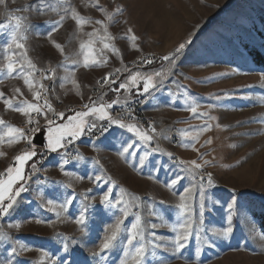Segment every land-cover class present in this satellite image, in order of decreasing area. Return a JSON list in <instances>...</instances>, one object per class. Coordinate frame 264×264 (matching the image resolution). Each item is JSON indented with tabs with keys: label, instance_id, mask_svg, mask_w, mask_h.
<instances>
[{
	"label": "rangeland",
	"instance_id": "obj_1",
	"mask_svg": "<svg viewBox=\"0 0 264 264\" xmlns=\"http://www.w3.org/2000/svg\"><path fill=\"white\" fill-rule=\"evenodd\" d=\"M35 3L36 0H7L6 6L0 5V22L5 21L8 15L29 17L32 30L27 33L28 58L39 69H56L53 79H42L37 73L36 89L39 90L40 85L48 89V99L56 111L65 113V120L73 114L70 110L84 111L83 106L90 103L89 98L97 104L111 103L118 98L124 105H113L108 110L109 115L120 117L125 123H136L153 139L145 145L126 130L112 126L103 137L85 141L81 144V154L85 159L64 166L68 172L83 176L82 180L63 174L57 165L59 157L56 153L43 159L35 157L40 159L38 167L42 170L29 181L30 191L21 194V204L15 214L0 218V233L14 238L0 241V264L9 257L12 246L19 249V244L32 251L22 252L18 257L12 256L16 264L38 262L42 251H48L54 259L67 255L64 264H68V261L97 264L98 258H93L91 252L98 250L104 226L114 221V216L99 204V196L106 188H112L115 197L123 195L129 202L132 215L126 219V225L130 226L134 215L140 213L147 232H155L157 236L165 238L160 241L162 247L155 250V256L149 246L148 264H264V231L261 225L264 214V70L253 63L245 49V45L260 49L264 44L258 35V31L262 30L261 19H264V0H46V6L51 5L58 11L70 5L85 19L103 20L109 25V34L115 39L107 42L114 45L119 53L114 54L110 50L101 52L103 44L98 38H93V55L97 61L106 62L90 67L84 66L80 44L89 39L87 33L100 28V25L77 26L69 17L49 39V25L59 19L56 11L50 8L46 15L36 11H16ZM97 4L108 13H114L117 6H121L123 12L114 15L113 21L109 22L105 20V14L98 10ZM129 28L132 33H128ZM131 35L137 37L136 49L132 48ZM188 40L192 43L186 46L176 67L160 59L171 55ZM53 41L61 45L63 52L55 48ZM5 42L6 38L0 36V45ZM2 57L3 48L0 47V63H3ZM142 58L156 59L158 63L151 66L143 63ZM116 69L121 71L116 73ZM155 71L172 74L166 75L163 84H158L157 88H150L149 93L139 95L138 91L143 90V77ZM137 72L141 74L140 78L129 89H119L117 92L103 83L106 76L111 80L113 75L109 74H114L118 79L111 84V89H118L121 82L131 84V76ZM65 77L67 79H63ZM159 80V76L153 75L154 82ZM0 81V92L4 93V97L0 98V118L16 127H28L26 118L8 109L3 100L15 96L14 104L22 99L32 101L31 91L23 79H5L4 74L0 73ZM16 88L21 90L23 96L14 92ZM193 100L200 105L196 114L185 110V104ZM129 110L135 120H129ZM202 112L216 119L208 120L211 129L198 137L194 144L197 151L185 149L181 144L191 143L193 130L201 127L207 119L199 117ZM39 120V132L44 131L46 139V121L43 117H39ZM55 123L62 121L55 119ZM150 128H154L155 132ZM186 132L188 135H185ZM124 141L134 145L130 149V153L134 154H126L127 159L117 152ZM93 145L101 150L95 151ZM25 147L27 145L22 141L8 144L5 138V142L0 144V152L4 154L0 156V174L5 173L14 156ZM36 148L38 153L43 150ZM154 148L158 150L153 152ZM167 152H171L175 159L163 154ZM95 159L99 160V165L94 163ZM178 160H196L203 166V172L213 176L215 187L206 191L212 194L211 201L215 202L205 200L206 231L202 235L214 239L215 243L209 248L196 240L194 233L187 248L181 254L173 255L172 245L166 241H170L174 233L163 221L166 220L168 224L179 222V210L175 207L178 195L191 185L189 179L182 180L175 187L177 195L166 187L177 175H184ZM204 161H210V164L204 165ZM28 163L31 164V161ZM25 171L30 169L26 166ZM98 174L105 177L100 182V188L88 179V176ZM108 176L115 186L106 182ZM37 177L41 180L39 185L35 183ZM206 179L205 176V183ZM56 182H71L72 187L65 190ZM89 188L92 192L87 194L95 197V200L92 202L94 207H90L86 213L90 233L85 237L72 218L79 214L82 206L79 194L86 193ZM121 188L126 189V194L121 193ZM73 190L77 198L70 206L69 219L51 226L35 223L36 215L47 220L55 219L54 213L39 207L42 201L38 199V192H44L46 198L63 200ZM134 197L140 198V207L134 206L137 203ZM232 201L236 203L230 213L228 205ZM191 203L193 215L198 216V194H194ZM113 211L116 215L120 214ZM150 212L158 213L162 219L149 215ZM229 214L233 227L231 238L212 237L211 230L226 226ZM15 223H20L21 227H9ZM151 223L161 226L151 229L147 227ZM57 233L83 243L71 245L69 240L70 255L65 254L63 238L57 237ZM121 256L122 251L117 248L109 254L107 264H119Z\"/></svg>",
	"mask_w": 264,
	"mask_h": 264
},
{
	"label": "snow or ice",
	"instance_id": "obj_2",
	"mask_svg": "<svg viewBox=\"0 0 264 264\" xmlns=\"http://www.w3.org/2000/svg\"><path fill=\"white\" fill-rule=\"evenodd\" d=\"M0 5L6 6L7 0H0ZM96 6L99 11L105 14V20L109 22L113 21L114 15L122 14L123 12V8L121 6H117L114 13H108L106 9L100 7L98 4ZM50 8L51 5L46 6V0H36V3L30 5L28 8H18L16 11H36L40 15H46ZM51 10L57 12L59 19L49 25V29L47 31V37L49 39H51L53 32L57 31L59 27H62L63 22L69 17L76 23L77 26H82L84 24L100 25V28H94L92 32L87 33L89 39L80 44V49L83 51V63L85 67L98 66L99 64L106 62L104 60L97 61L93 55V38H98L99 42L103 44V48L100 50L101 52L104 50H110L114 54L119 53V50L114 45L107 42L114 40L115 38L109 34V25L103 20L92 21L90 19H85L74 7H71L70 5L67 7H61L59 11L55 8H51ZM28 20L29 17H25L23 15H8L5 21L0 22V36H4L6 38V42L3 45H0V47L3 48V63H0V73L4 74L5 79H23L24 84L28 87L29 91H31L33 98L32 101L22 99L16 104L13 103L15 96L12 99L3 100L8 109L21 113L26 118L25 124L28 125V127H16L8 124L3 118H0V127L3 129L0 131V144L4 143L5 138H7L8 144H14L22 141L27 145V147L14 156L12 164L6 168L5 173L0 174V218H5L15 214L21 204V200L19 199L21 194L30 191L29 181L32 180L36 173L42 170L38 167V164L41 162L40 159H34L35 157L39 156L43 159L51 153H56L59 157L57 165L61 168L63 174L70 178L74 177L75 179L82 180L84 179L83 176H76L74 173H70L65 170L64 167L70 162V156L72 159L77 161H83L85 159L78 149L73 150L75 155L72 154V151H69V145L80 139L81 136L91 137L96 129H99L101 135H103L108 132L112 126H116L119 129H123L128 133H131L145 145L150 144L153 139L147 131L137 127L136 123H125L122 118L109 115L108 110L112 109L113 105H124V102L118 98L114 99L111 103L102 102L100 104H97L96 101H92L91 98H89L90 103L83 106L85 109L84 111L70 110L73 114L69 115L65 120V113L56 111V109L53 108L51 101L48 99V89L44 85H40L39 90L35 87V77L37 73H40L42 79H53L55 77L56 69H39L36 64L28 58V50L26 47L28 39L27 33L32 30V25L28 23ZM45 23L49 24L47 21ZM128 33H132L131 28L128 29ZM36 34L40 35L39 32ZM130 39L133 42L132 48L136 49L137 45L135 44V41L137 37L135 35H131ZM53 43L55 48L63 52L60 44L55 43L54 41ZM191 43V40L181 43L171 55H165L160 59L168 62L171 67H176L177 61L183 54L184 49ZM257 55L260 56L261 61L264 62V44L260 46V52L257 53ZM142 62L145 64L153 63L151 58H142ZM120 71V69H116V73H119ZM171 74V72L165 74L160 71H155L154 74L144 76L143 90L142 92L138 91V94L143 95L144 93H149L150 88H157L158 84H163L165 76ZM109 75H113V78L109 80V77L106 76L103 83L108 84L110 90L118 92L119 89H129L132 85H135L141 74L137 72L136 75H132L131 84L127 81L119 83L118 89H111V84H115L118 77H115L114 74ZM153 75L159 76L160 80L154 82ZM63 79H67V77ZM262 80H264V76H262ZM72 83L75 84L76 81L73 80ZM14 92L23 96V93L19 88L14 89ZM3 97L4 93L0 92V98ZM41 101H43V103H41ZM198 107H200V105L195 100L191 103L185 104V110H188L193 114L197 113ZM128 108L130 109V106H128ZM39 117H43L46 121L47 136L43 150L38 153L36 145L33 143V137L40 131L41 126ZM88 117H92V119H87ZM199 117H206L207 119L201 127L193 130L194 134L191 135V143L181 144V146L185 149L191 148L192 150L197 151L194 144L197 142L198 137L202 132H207L211 129V125L208 123V120L216 119L215 117L209 116L207 112L199 113ZM57 118L60 119L62 123L56 124L55 119ZM128 118L129 120L136 119L130 110L128 111ZM105 120L107 121L106 124L98 123L99 121ZM150 131L155 132V129L150 128ZM185 135H188V133L186 132ZM206 143H211V141H207ZM133 147V144L124 141L121 143V147L117 149V152L123 158L127 159V155L134 154L130 153V149ZM232 147L235 146L233 145ZM93 148L95 151L101 150L97 145H93ZM157 150L158 148L152 149L153 152ZM163 154H166L170 159H175L171 152ZM3 155L4 154L0 152V156ZM29 161H31V164L28 163ZM141 162H143V158H141ZM94 163L99 165L100 162L98 159H95ZM177 163L182 166L181 172L184 173V175H177V177L172 179L166 187L169 191H172L173 195H177L175 187L180 184L182 180L189 179L191 181V185L185 187L183 192L178 195V203L175 207L179 210L177 216V220L179 222L175 224H168L166 220L163 221V224L169 227L171 232L174 233V237L170 241H166V243H170L172 245L173 255L181 254L182 250L187 248V245L194 233L195 239L201 241L209 248L213 247L215 243L214 239H210L208 236L202 235L206 231L204 226L205 200L209 199L211 201L212 196V194L208 193L206 189L215 187L213 176L211 173L203 172L201 170L203 166L196 160H192L190 162L178 160ZM208 164H210V161H204V165ZM26 166L30 169V171H25ZM205 176L207 177L206 183ZM88 179L94 183L97 188H100V182L102 179H105V177L98 174L95 176H88ZM106 182H110L113 186H115V182L112 181L110 176L106 177ZM35 183L38 185L41 184L39 177H37ZM56 183L59 187H62L65 190L72 187L71 182ZM120 191L121 193L126 194V189L121 188ZM90 192H92L91 188L87 189L86 193L79 194L82 206L79 214L72 218V221L79 226L81 235L85 237H87L90 233L86 213L90 207H94L92 202L95 200V197L88 196L87 193ZM194 194H198V216L193 215V206L191 201ZM37 196L38 199L42 201L39 207H43L48 212L54 213L55 219L47 220L39 215H36L34 217L35 223L37 225L48 224L49 226L69 219L70 217L68 216V213L70 206L73 205L74 200L77 198L74 190L72 193L66 195L63 200H57L51 197L46 198L44 192H38ZM133 199L137 202L134 206L140 207V198L134 197ZM84 201H87L88 203H84ZM160 203L163 204L164 201H160ZM235 203L236 201H232V203L228 205L230 213ZM99 204L114 216V221L104 226L102 230V237L97 245L98 250H93L91 252L93 258H98L97 264H100V262L107 264L109 254L117 248H120L122 251V256L119 258V264H148L147 255L149 246L153 249L152 255L155 256V250L162 247L160 241L165 238L157 236L155 232H147V228L142 221L140 213H136L134 215L133 222L130 226L126 225V219L132 215L130 212V204L124 199L123 195L115 197L113 195L112 188H106L103 190V194L99 196ZM113 210L118 211L120 214L116 215V212ZM149 215H154L162 219V217H160L156 212H150ZM160 226L161 225L156 223H151L147 227L157 229ZM9 227L19 229L21 224L15 223L13 225H9ZM232 233L233 227L231 214L227 217L226 226L220 229L211 230L212 237H221L223 239H230ZM56 236L63 238V251L65 254L70 255L69 240L71 241V245H81L83 243V241L79 239L69 238L64 236L62 233H57ZM10 240H14V238L0 233V241ZM15 243L19 244V241H16ZM27 251H32V249L27 248L23 244H19V249L16 246H12L11 253L9 254V257L4 259L3 264H16V261H14L11 257H18L22 252ZM197 251H199V249H197ZM66 260L67 255L54 259L53 255H50L48 251H42L39 261H30L29 264H64ZM68 264H74V262L68 261Z\"/></svg>",
	"mask_w": 264,
	"mask_h": 264
},
{
	"label": "trees",
	"instance_id": "obj_3",
	"mask_svg": "<svg viewBox=\"0 0 264 264\" xmlns=\"http://www.w3.org/2000/svg\"><path fill=\"white\" fill-rule=\"evenodd\" d=\"M261 25H262V30L258 31V35L264 40V19H261ZM245 49L248 51L249 55L252 57L253 63L257 67H259L262 70H264V62H262L260 56L257 55V53L260 52V49L252 48L249 45H245ZM152 61H153V63L149 64L151 66H154V65H156L158 63V61L156 59H152ZM261 225H262V228H263V231H264V214H263L262 219H261Z\"/></svg>",
	"mask_w": 264,
	"mask_h": 264
},
{
	"label": "built area",
	"instance_id": "obj_4",
	"mask_svg": "<svg viewBox=\"0 0 264 264\" xmlns=\"http://www.w3.org/2000/svg\"><path fill=\"white\" fill-rule=\"evenodd\" d=\"M122 111L124 112V109H122ZM58 119V118H57ZM106 124V123H104ZM106 133H104L103 135H101V132L99 129L94 130V134L91 137L88 136H81L80 139L74 141L71 145H69V151H72V154L75 155V152L73 151L74 149H78L79 152L81 153L82 148H81V144L84 143L85 141H90V140H95V139H99L101 137H103ZM70 162L75 161V159H72V157H69ZM69 162V163H70Z\"/></svg>",
	"mask_w": 264,
	"mask_h": 264
},
{
	"label": "water",
	"instance_id": "obj_5",
	"mask_svg": "<svg viewBox=\"0 0 264 264\" xmlns=\"http://www.w3.org/2000/svg\"><path fill=\"white\" fill-rule=\"evenodd\" d=\"M33 143L37 146V147H40V148H43L44 144L46 143V139H45V133L44 131H41L39 132L34 140H33Z\"/></svg>",
	"mask_w": 264,
	"mask_h": 264
}]
</instances>
